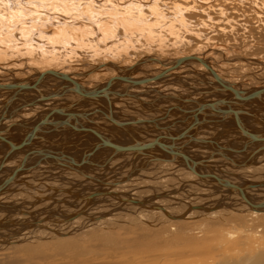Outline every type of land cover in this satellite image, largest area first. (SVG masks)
I'll return each mask as SVG.
<instances>
[{
	"label": "rangeland",
	"instance_id": "374dc122",
	"mask_svg": "<svg viewBox=\"0 0 264 264\" xmlns=\"http://www.w3.org/2000/svg\"><path fill=\"white\" fill-rule=\"evenodd\" d=\"M116 1L102 0L100 1V6L102 8L109 7V9H114L116 6L115 4H118ZM140 1L144 2L145 0H140ZM149 1H150L148 3L149 6L147 7L148 9L147 8L145 9V13L147 15H150L151 8L155 6L156 7L159 6V7H162L161 9L164 10L163 12L165 16H167V18L175 19L177 15V10L174 13V9H176L174 5L172 6V4H174V1L178 2V4H180L181 7L183 8V6L185 7L186 5H189L190 7V3H191L190 1L192 0H189V2L187 3H186L187 0H155V1L149 0ZM200 1L202 2V0ZM241 1H245V2H241ZM246 1L247 0H230L229 2V0H222V3L220 4L215 5V3H213L214 7L212 10H208L204 8V10L207 13H209L208 15L210 17L208 16V19H205L207 18V14H204L203 11L200 9H193V10L187 9L188 11L184 10L182 13L184 15V18L187 20L188 27H178V31L180 33L178 41L175 40V38L170 35V33L168 32L169 27L168 25H166L161 31V35H162L161 42L156 41V40H150L149 37L145 34L143 37L137 34V35L131 36L132 37L131 39L132 47L129 49H126L124 53L120 52L119 47H116L115 49V46H112L113 44L110 42L104 45L102 43H98L96 51L86 48L85 52H82V55H81L80 51L72 50L74 48L77 49V47L80 46V44L75 43L76 40H74V42H71L68 37L64 39L65 41L63 40L64 41L63 44L58 45L59 50H60L59 52H65V54H63V56L65 57H62L64 59V63L60 65L59 67L55 66L53 68L55 70H58V68L59 70L61 68H66L61 71H66V70L72 71L71 73H73L75 77L78 76L76 77L75 81L85 84L86 87L97 88L102 85H105L108 82L118 81L119 79H121V77L127 76V69L131 67L136 61H139L141 59L144 60L147 58H160L165 62H170L178 58H183V57L190 56L193 54L194 55L199 54L202 57L203 56H206L209 58L215 57L216 60L211 61V62L213 63V65H216L217 69L219 67L221 68V70L220 68L218 69L221 71L219 72L222 75L225 74L227 76L228 81H230L231 83L233 84L235 83V85L238 87L243 85L242 87L243 88L245 87L244 89L246 88L255 89L259 86L258 84L261 85L264 82V77H263L264 67L259 66L255 64L254 61H252V60H255L256 62L264 61V0H250V1L248 0L247 2ZM107 2H115V4L109 5V4H106ZM199 5L204 6V4H199ZM219 7H223V9L225 10H220ZM26 9L28 8L26 7ZM34 10L36 12L39 11L38 8H34ZM41 11L42 12L40 13H42V15L44 14L42 19H44V17L45 19L46 17L47 19L52 18L51 22H48V23H56V20L60 19L58 18L60 17L58 10H55L58 14L55 13L54 9L41 8ZM50 11H51V14H50ZM185 12L186 14H184ZM173 14L174 15L176 14V15L174 16ZM213 16H216V17H213ZM191 17H193L194 20H192L193 18ZM34 18L39 19L37 17H34ZM69 19L70 18L68 15L66 18L62 17L61 23H58L56 25H59V26L64 25V28H65L68 26L65 23H68ZM223 19H225V23ZM70 20L73 21L75 19L71 17ZM201 20H204V22ZM218 20L221 22H219ZM85 21L86 20H82L81 21L82 23L78 22L80 25L82 24L81 25L82 28H83V25L84 26L91 25L89 21H86V22ZM190 21L192 23H190ZM214 21L216 22L218 21V22L215 23ZM220 32L222 33V35ZM65 33H69V30L65 29ZM117 33H118V36L123 37L122 30H118ZM117 41L114 42V44L115 43L119 44L123 40H119L118 42ZM96 42H98V40H96ZM214 44H217V45H214ZM224 45L227 47H224ZM213 46L214 48H211ZM106 48H110L112 50L115 49V50H113V54H112V53H109L107 50H105ZM222 49L225 53L222 52ZM77 52H78V55H76ZM219 52H221L220 54L221 56H219ZM236 57H238L239 60L233 61L235 60L234 58ZM25 58L21 59V58L15 57L12 59L5 58V60L3 58H0V67H1L0 83L9 84V83H12L14 80L21 79L26 76L34 77L36 75V72L38 71H43V72L54 71L50 68V66H48V63L38 61L39 64L37 65V67H35L33 65L34 60L27 59V58L25 60ZM222 58H225V59L228 58L229 60L230 59H233V60L226 63L224 61L223 62L221 61V60H224ZM240 58H245L246 61H249V62L240 60ZM2 59L4 60V62ZM249 59L251 60V62ZM155 65L156 64H149V63L141 65L142 68L140 69V71L137 72V77L147 78V77H153V76H160L162 73L166 72V70L163 69V67L159 65L158 66L157 65L155 66ZM97 66L98 67L101 66L99 70L96 69L98 68ZM2 68L3 69L7 68V71L6 69L2 70ZM178 68L174 70V72L172 71L173 73L171 72L172 75H174L171 78L168 79V77H170L169 75L166 78H162L161 80L155 81L151 84L150 83L146 84L144 86H141L140 88L134 87L133 90L129 92V96H127V98L125 97L121 100L117 99L118 101L116 102V104L117 105L120 104L119 108L121 112L129 119L145 118L144 119L145 123L153 125V121L156 120V124L154 125H162L159 123L160 120L158 121L160 117L162 118V122L164 119L165 123L166 122L172 123L177 119L181 120L179 116L180 115L184 116L182 111L195 110L197 108L195 105L196 103L204 104L203 101L204 102L206 101L205 104H207L208 101H211L208 103H212L215 101L216 98H214V96L216 95L217 92H210V91L212 89L216 90V87L218 88L220 87L214 86L217 84L213 82V80L210 77L205 75L206 69L202 68L198 64H192V63L190 65H185L183 67H178ZM200 68L204 71H200L199 70ZM61 71H58V72L63 73ZM205 77L207 79H204ZM228 77H231V78H228ZM199 78L200 79L202 78L205 81V83L203 82L202 79L200 80ZM253 81L256 82V84H254ZM51 84L57 85L59 88H61V84H64V83L61 80H57V81H53V83ZM126 86H127V83L123 82L121 83V85H118V84L111 85V86L106 87V89L109 91L120 92ZM242 87L240 88L242 89ZM225 95L227 94L224 93L223 96ZM0 98H1L0 99V109H1L4 105V102L9 97L4 94V96ZM209 98L211 100L207 101V99ZM62 99L63 100L56 99V101H53L52 104H54V107L58 108L59 106H64L66 102H71L72 100L77 99V97L75 95L68 94L62 97ZM172 103H177V104H172ZM52 104H49V105L52 106ZM172 107H174V109ZM182 108H184V110ZM169 111L172 112V114ZM259 112L264 116V110L259 109ZM193 113L195 112L193 111ZM33 114L34 112L29 115H33ZM177 114L179 116H177ZM23 117L26 118V116H23ZM34 118H36V116ZM17 119L18 118L11 120L10 122L13 123ZM218 120H216V122L215 121L213 122L221 124L222 121L220 122V119ZM245 120L251 121L247 123L248 125L252 126V128L256 126L252 122L253 120H251V118H248ZM184 121L186 123L189 122V125L182 126L183 127L182 129L189 127L190 124L193 125V122H194L193 119L191 120L188 118L184 119ZM11 125H14V124H10V126ZM213 127L210 128V126L209 127L205 126V128L200 129L199 132L195 136L197 138L207 139L211 136V134L216 135L214 134V131L216 130L213 129ZM157 138H159V135L154 134L151 139H157ZM148 142H152V141L149 140ZM256 147L262 148L264 147V145L260 144ZM35 149L36 148H34V150ZM81 155L84 156L83 154H80V156ZM120 156L121 155L115 156V157L111 156L109 159L108 158L105 159L107 162L101 161V160L97 161L96 164L97 163L100 164L101 162H104L105 165L101 164L102 166L100 167L96 166L97 168L96 173L104 174L107 172L108 174H110L112 171L116 170V168L120 167L122 164ZM126 157H130V156L128 155ZM238 157H240V155H238ZM3 158L4 156L0 155V162L3 160ZM227 160L228 159L226 158L223 161H220V164H222L223 166L222 169H225L226 171L230 173H234L235 175L240 174L239 177H233V180H235L236 182L243 183L245 181L247 183H251V182L264 181V171H263L264 170V158L263 156L261 157L258 163V165L260 166L251 167L252 171H247V169L249 168H245L242 166L231 167L229 163L230 161L228 162ZM14 164L15 162L11 163L12 166ZM175 167L177 168L179 166H174V164L166 163V162L154 163L146 168L147 169L146 173L140 174L139 176L140 178L139 177L137 178L136 183L132 185L128 184L127 186L122 187L121 193L127 194L126 197H129L128 195L131 193L130 197H132L133 199L143 198V200L145 199L144 200L145 202H148L147 199L150 198L148 197V193L151 197H154V195L164 193V192L173 193L171 195V199L162 198V199H157L155 201L160 206L162 205L163 207H167V209H169L170 211L173 209L175 215H183L186 211H188L189 206L197 205V204L203 205V206L208 205L214 209L218 208L217 203L219 202V200L222 199L221 195H214L215 198H209V196H212V195H210L208 189L205 188V186L207 187L208 184H206L204 180L200 179L196 175H192L191 173L187 171L178 170ZM37 173L40 175H38ZM37 173L35 174V176L32 173V176H30V178H27V177L24 178L25 176H21L19 179H20V182H22L21 184L23 185L20 188L21 190H19V187L18 188L15 187L14 194L24 199L23 197L25 195V192L26 194L29 195L28 193L29 190L27 189H30V188H27L28 186L32 187V189L37 186H39L38 188L42 187L43 184L38 183V182L34 183L32 180L33 179L39 180L41 176L43 177V175L45 174V171H39ZM190 182H194V184H190ZM42 183H45V182H42ZM48 183L49 182H47V184ZM19 184H14V185L18 186ZM61 186L64 187L62 184ZM132 187H135V188H132ZM90 188H92L93 190H96V186L93 183L91 184ZM143 190H145V192H143ZM260 190L255 189V190L249 191L248 193L252 194V196L254 195L253 197L255 198L264 199V196H263L264 190H261V191ZM70 191L74 193L75 190L70 189V187H68L66 192H70ZM42 192L46 193L48 196H51V197H54V194L56 196V193H58V195H65L62 192L55 193V191L51 193H49L48 191H42ZM140 192H143V193H140ZM37 193H39V191H37ZM3 194H6V192L4 191ZM77 195L79 194H76L75 196ZM1 196L3 195L1 194L0 197ZM73 196L74 194L70 197L71 199L70 198H64V199L69 200L71 202L73 201V203H71L72 205L76 204L80 206L84 204L85 200L83 202H79L76 200L75 202L74 200L76 197L75 196L73 197ZM123 197L125 198V195H123ZM234 198H237V197H234ZM24 202L33 203L35 202V200L33 201L26 200V201H23V203ZM110 203H113V204H110ZM49 204L52 205L53 202L52 201L48 202L43 197V201L41 202V205H40L42 209L41 210L42 214L41 215L36 214L35 216L42 217L43 215L45 216L51 215L52 213H54L56 210L59 209V206L56 204L52 205L51 209L50 208L44 209L47 206H49ZM150 204L155 205V203L153 202H150ZM109 205L110 206H107L106 211L103 210V208L96 209L95 207L96 205H94L92 210L89 211L88 215H91L92 217L97 218L98 221L91 222L92 225H88V226L85 225L84 220L86 218H83V220H79L78 222L72 223L66 226V228H63L65 226H62L61 224H59V222L61 220L67 221V222L69 221L66 218L59 217V218H56V220L59 221L57 224H54L56 220L55 221L53 220L54 221L53 223L52 221L43 223L44 227H48L49 229L52 230L51 234L50 235L47 234L46 237L42 236L41 238V236L30 235L31 239L29 237L25 239V237L16 235L15 239L19 238L18 243L16 245H12V246L10 245L6 249H2L3 245L0 246V249H1L0 250V254H1L0 264H6L7 262L11 260H12V263L10 264H63V263L114 264L115 262L119 264L120 263L121 264L122 263L135 264L136 262H138L139 257L142 255V253L145 250H148L154 253L156 256L165 257L167 255L169 256L170 252H175L178 249L193 248L191 243L196 242V241H202L204 245L208 246V249H256L257 247H258L257 249H259L260 247H264V240H263L264 239V220L262 219L261 221H257L255 219L253 220L251 219L252 221H250L249 219L250 217H246V216L243 217L244 218L243 219L242 216L246 215L248 212L247 211H245V213L238 212L234 210L236 207L231 211H233L234 214L236 215L240 213L238 215H242V216L232 217L233 215H231L230 217V215L227 214L224 217H227V216L228 217L224 218L223 223H218V222L215 223L217 218L215 217L208 218L206 215H203L207 213L201 212L203 214L193 213V216H191L189 220L188 219L186 221H183L184 219H182V221L178 220L180 221V223L178 224H167L164 217H161L160 215H156V214L153 215V213L160 212V211L157 212V210H147V211L140 210L139 211L137 208L134 207V206L138 207V204L136 205L135 203L133 204L130 202L126 203V202H122V201H119L113 198L112 200L109 201ZM25 207L27 208V210L30 209V206L28 205ZM61 208L63 209L61 211H65L66 213L67 212L71 213L73 211V209L69 208L65 204L61 205ZM120 208L122 209V211H119ZM138 208L141 209V207H138ZM127 210H130L134 213H128ZM107 211H111V213ZM72 213H74V211ZM190 213H191V210L187 213V216H189ZM137 214H143L145 216V222L138 219ZM14 217L16 221L19 220L18 217L22 219H26V220L31 219V218L29 219V217L25 215H19L17 217L14 215ZM225 219H230V220L228 221ZM211 221L213 222L210 223ZM99 222L102 223V225L98 224ZM64 225H67V224H64ZM10 226H13V225H10ZM10 228L11 229H9L7 232L5 231H1V232L7 233V234L9 231H10L9 233L11 234L13 232L14 233L18 232L17 228H15L14 230V226ZM20 230H23V228H21ZM42 230L40 231L44 232L45 234L47 232L50 233L49 231L45 232L44 231L45 229H42ZM53 232H58L59 234H55ZM212 232H215V233H213L212 235L211 234ZM25 233L27 234L28 232L25 231ZM104 233L106 235L103 236L102 234ZM230 233H231V237L229 236ZM232 233L235 234L236 236L235 238L232 237ZM64 237H67L66 240H69L70 245L67 247L66 246L58 247L56 244L58 242V239L64 238ZM36 238L37 239L40 238V240L39 239L36 240ZM0 241H3V240L0 238ZM244 243L246 244L249 243L252 246L247 248L245 247L246 244ZM27 249H36V250L38 249L44 254L28 255ZM55 249H72V250H68L62 257L61 255L55 254V251H54ZM80 249H85L88 252V254L75 256V253L78 254L80 252ZM28 253L30 252L28 251ZM238 253L245 254V252H242V251L235 252V250L233 251L227 250V255L229 256L230 255L233 256L236 254L238 255Z\"/></svg>",
	"mask_w": 264,
	"mask_h": 264
},
{
	"label": "bare ground",
	"instance_id": "6f19581e",
	"mask_svg": "<svg viewBox=\"0 0 264 264\" xmlns=\"http://www.w3.org/2000/svg\"><path fill=\"white\" fill-rule=\"evenodd\" d=\"M100 1H102V0H0V58H3L5 60V58L12 59V58L18 57V58L22 59V58L26 57L27 59L34 60L33 65L35 67H37V65L39 64L38 61H42V62L48 63V66H50V68L52 70H54V71H46V72L38 71V72H36V75L34 77H27L26 76V77H23L21 79L14 80L12 83H17L18 87L20 88L19 90H16V89L8 90V89L0 88V97L4 96V94H11V96L9 98H11L13 96H16V98H18V100L14 101L11 106L6 105V103L4 102L3 107L0 109V134H2L4 136H9V137L12 136L13 140L20 141L24 137L26 138L27 135H31V133L33 132L35 127L40 124L41 127H39L37 132L34 133L35 139L33 142H36V145H37V146L33 147V148H36L34 151L45 150L48 153H50L52 151L55 154L62 153L64 155H73V157H78V156H80V154H83V155L90 154L91 157H89V159H94L92 161H95V162L100 161V160L106 161L105 159H107V158L109 159L111 157L112 149L100 148L101 146H103V144L101 143L102 141L116 143L119 146H126V144L130 143L128 141V139L124 136V134L119 132L115 128V126L112 124V122H110L108 120V117H110V105L108 104V102L106 100H103V99H102L103 101L99 100L98 103L103 105V106H100V105L95 104L92 101L86 100L81 95H75L77 97V99H75L74 101L68 102L62 109L58 110V113H51V110H47L49 108V104L46 103L48 101V99L57 98V100H60V98H62L63 96L68 95L67 93L63 92L64 90L62 88H60V92H59V90H57V88H55V86H57V85L51 84V83H53V81H57L60 79H58L56 77L52 78L50 76L46 79L39 78V75H41L42 73H48V72L60 73L58 71L66 69V68H61L59 70V68H58V70H55L53 68L55 66L59 67L60 65H62L64 63V59L62 57H65V56H63V54H65V52H59L60 50H59L58 45L63 44V42L65 41L64 39L69 37L71 42H74V40H76L75 43L80 44V46H78L77 49L74 48L72 50H78V51H80V54L82 55V52H85L86 48H89L90 50L92 49L93 51L94 50L96 51L98 43H102L104 45V44L111 42L113 44L112 46H115V49H116V47H119L120 52L124 53L126 51V49H129L132 47L131 46L132 45V42H131L132 37L131 36H134L137 34L141 35L142 37L145 34L149 37L150 40H156V41L161 42V39H162L161 31L163 30L164 26H166V25H168V27H169V30L168 29L167 30L170 33V35L173 36L175 38V40L178 41L179 34H180L178 31V27H188L187 20L184 18V15L182 13L184 10L200 9L203 11L204 14H207V18H205V19H208L209 13H207L204 10V8L208 9V10H212L214 7L213 3H215V5L222 3V0H202V2L200 0H192V1H190L191 2L190 7H189V5H186L185 7L183 6V8H182L181 5L178 4V2L174 1V4H172V6L174 5V7L176 8V9H174V13L177 10V15L175 14L176 15L175 19H171V18H167V16H165V14L163 12L164 10L161 9L162 7H159V6H157V7L155 6V7L151 8L150 9V11H151L150 15H147L145 13V9L149 6L148 5V3L150 2L149 0H145L144 2H141L140 0H118V1L114 0L118 4H115V2H107L106 3L109 5L115 4L116 6L114 9H109V7L108 8H102L100 6ZM187 2H189V0H187L186 3ZM229 2H230V0H229ZM241 2H245V1H241ZM199 4H204V6L199 5ZM24 6H26L28 9H26V7H24ZM34 8H38L39 11L36 12L34 10ZM41 8H43V9H46V8L54 9V11L58 10L59 14H60V17H58V18H60V19L56 20V23H48V22H51L52 18L50 17L51 19H47V17H46V19H45V17H44V19H42L44 14L42 15V13H40V12H42ZM219 9L225 10V9H223V7H219ZM28 12H29V14H28ZM55 13H57V12L55 11ZM39 14H41V15H39ZM50 14H51V11H50ZM184 14H186V12ZM67 15L69 16L70 19H71V17H73L75 20L71 21L69 19V22L65 23L68 25L65 28H64V25H60V26L56 25L58 23H61L62 17L66 18ZM55 16H56V14H55ZM216 16H213V17H216ZM34 17H37L39 19H36ZM191 18H193V17H191ZM40 19H42V20H40ZM43 20H45V21H43ZM82 20L89 21L91 23V25H89V26L83 25V28H82L81 27L82 24L80 25L78 23V22H81ZM192 20H194V18ZM223 20L225 23V19H223ZM201 21L204 22V20H201ZM214 22L217 23L216 21H214ZM219 22H221V21H219ZM190 23H192V22L190 21ZM86 25H88V24H86ZM204 25H202V26H204ZM194 26H196V25H194ZM65 29L69 30V33H65ZM118 30H122L123 37L118 36V33H117ZM222 33H223V31H222ZM222 33H221V35H222ZM94 38H96V39H94ZM96 40H98V42H96ZM117 40L118 41L123 40V41H121L119 44L118 43L114 44V42H116ZM133 40H135V39H133ZM211 45H213V44H211ZM214 45H217V44H214ZM224 47H227V46L224 45ZM211 48H214V46ZM217 48H219V47H217ZM115 49H113V50H115ZM105 50H107L109 53L113 54L112 49L106 48ZM226 50H227V48H226ZM213 51H215V50H213ZM222 52H224L223 49H222ZM227 53H229V52H227ZM227 53H226V55H227ZM220 54H221V52H219V56H221ZM76 55H78V52L76 53ZM190 56H196L198 59L206 61L211 70L209 71L203 65H201L197 62H193V61H184L179 67H183L185 65H190L191 63L192 64H198L202 68L206 69L205 75L210 77L213 80V82H215L217 84L214 86L220 87V88L216 87V90L212 89L210 91V92H217L216 95L214 96V98H216V99L212 103H208V102H211V101H208V100H211L210 98L207 99V101H208L207 104H214V103H217L221 100L229 99L231 97V95L223 90L224 87L221 85L219 80L226 82V83H231V82L228 81L227 76L225 74L224 75L226 77L220 73L221 68L219 67L220 70H218L219 68L217 69L216 65H213V63L211 62V61L216 60L215 57L214 58L213 57L209 58L206 56L202 57L199 54H195V55L193 54ZM186 57H188V56H186ZM26 58H25V60H26ZM183 58H185V57H183ZM183 58H178L176 60H180ZM222 59H224V60H221V59L220 60L222 62L224 61L226 63L233 60V59L229 60L228 58H226V59L222 58ZM234 59L235 60H233V61L239 60L238 57H236ZM4 60H3V62H4ZM240 60H244L245 62H249V61H246L245 58H240ZM252 61H254L255 64H257V65L264 67V61L263 62H261V61L256 62L255 60H252ZM174 62H175V60L170 61V62H165L160 58H147L144 60L141 59L139 61H136L133 65L131 64L132 66L130 65L131 67H129L127 69V76H125V77H129V79H132L135 81H140V80H144V79L149 78V77H147V78L137 77V72L140 71V69L142 68L141 65L149 63V64H156L157 66L159 65V66L163 67V69L166 70V72L162 73L164 76L163 78H166L169 75H170V77H168V78H171L172 76H174V75H172V73L174 72V70H176L175 68H173ZM250 62H251V60H250ZM249 64H251V63H249ZM218 65H220V64H218ZM100 67H98L96 69L99 70ZM0 69H1V67H0ZM5 69L7 71V68H5ZM5 69L2 68V70H5ZM178 69H180V68H178ZM199 70L204 71L201 68ZM61 72H63L61 74L69 75L73 80H75L76 77H78V76L75 77L74 74L71 73L72 71H69V70L61 71ZM123 77H121V79ZM263 77H264V75H263ZM228 78H231V77H228ZM161 79L162 78H159L157 80H161ZM204 79H207V78L205 77ZM153 82H155V80L151 81L150 84ZM203 82L205 83L204 80H203ZM12 83H9V84H12ZM121 83H123V82L111 81V82H108L105 85H102V86L97 87V88L86 87L85 84H82V83H80V85L88 91H93V92L99 91L100 92V91H103L104 89H106V87H108V86L115 85V84L121 85ZM254 84H256V82H254ZM0 85H8V84L0 83ZM66 85H69V84L66 83ZM258 85L259 86L255 89H249V88L244 89L245 87L243 88L242 87L243 85H242V86H240V87H242V89H241L240 87L236 86L234 83L233 88L235 91H239L240 93L246 92V91H249L250 93L257 92V91H264V82L261 85L260 84H258ZM31 86H32L33 90H30V91H28L29 89H27L26 91L22 90L23 88L25 89L27 87L31 88ZM141 86H144V85L132 86L131 84L127 83V86L120 92H114V91L107 90V94L110 96V100L113 102V108L112 109H114V110L111 112V116H115L118 121L126 122L127 129L125 128V130H126L127 134L131 133L135 139H138L141 141L144 140V141L148 142L149 140L155 141L158 139V138L157 139H151L154 134L159 135V138H167L170 135L174 136V135H177V134L181 133L182 131L188 129V127H186L184 129L178 130L179 128L176 127L178 129L172 128V129H169V132H164V131L158 130V129H161V127L159 125H154V124L152 125V124L145 123L144 122L145 118L129 119L128 117H126L121 112L119 107H117V104H116V102L118 101L117 99L121 100L125 97L127 98V96H129V92H131L134 87L140 88ZM249 86H251V85H249ZM112 93L118 94V95L114 96V95H112ZM224 93L227 95L223 96ZM120 94H123L124 96L122 97V95H120ZM33 97H36V99H33L31 101V99ZM257 97L258 98L256 99V102L253 103V105H251V108L250 107H239V108L231 107V108H233L234 111H239V110L240 111H249L250 114L253 116L249 117L246 115H241L239 117L240 123L243 124L245 128L249 129L251 131V133L261 134V133H264V131H258L255 128H252V126L248 125V123H247V122H251V121L245 120V119L251 118V120H253L252 122L256 125V127L262 128L264 130V116L259 112V109L264 110V96L261 95V96H257ZM9 98L7 100H9ZM81 99H83V100H81ZM205 100H206V98H205ZM78 101H79V104H78ZM205 102L203 101L204 104H205ZM71 104H72L71 110H69V105H71ZM32 105H35V107L34 108H28L26 112H23V110L25 111V107L26 108H27V106L31 107ZM37 105H39V106H37ZM118 105H120V104H118ZM50 107H54V104ZM90 107L91 108L95 107V109H91L90 111L84 110V108H90ZM182 109L184 110V108H182ZM70 111H73L77 115L82 114V115L86 116V119H85L86 123L88 121H91L92 125L96 126V127L92 126V128L97 133L102 135L103 139L92 140L93 137H91L90 143H89L90 145H88L87 143H83L81 148L79 150H77V148H74V146H76L79 143V141H81V139L83 138V135L80 134L79 132L75 133V139H69V136H67L68 132L64 131L65 128L55 129L53 131L48 132V130L51 129V127L48 123L52 119H54L55 122H57V121L59 122V119L63 117L61 115L64 114L65 112L69 113ZM15 112H17V116L13 117V114ZM21 112H22V114H21ZM33 112H34L33 115H29V114H32ZM26 113H27V115H23ZM170 113L172 114V112H170ZM19 114H21V116H26V119L31 120L29 126H20V125H11L10 126V124H14L17 120L13 123H11L10 121L16 119L19 116ZM58 114H60V115H58ZM188 114L186 116H182V115L179 116L177 114V116H179V118L185 117L187 119V117H189ZM35 116H36V118H34ZM37 116H39V117H37ZM30 117H31V119H30ZM46 117H49V118L45 119ZM76 121H77V123L83 122L81 119L79 120L78 118H76ZM177 121H179V120L177 119L174 122H177ZM196 121H197V119L195 118L193 123H195ZM221 121H222L221 124L215 123L216 121L215 122L208 121L207 126L208 127L210 126V128L214 126L213 129L216 130V131H214V133H216V135H214L215 137L210 136L206 140L199 138L200 141H202V142L205 141L206 144H203L202 142L199 144H195L193 147H190L189 151L193 152L195 154H200V156H199L200 158L216 156V158L213 159L212 164H214L216 167L221 166V168L223 166H222V164H220V161H223L227 157H229V158L231 157V158L235 159L236 161H238V160L242 161V159L245 160L249 156L254 157V153H252V152H254V147L249 149L247 152L245 151L242 154H239L240 157H238V154L228 153V152H230L229 149H233V150L242 149L246 145V137L242 134V132L240 130L243 127L237 126L234 121H232L230 119H228V120L227 119H224V120L220 119V122ZM174 122H172V123H174ZM169 124H171V122L165 123V121L163 119V124H162L163 126L169 125ZM6 129H9L10 131L3 133V131ZM213 129H211V130H213ZM115 132L118 133L119 137L116 136ZM87 135H88V133H87ZM55 138H58V139L54 140ZM48 142H52L54 144H57V147H53ZM174 144H179V142H176ZM260 144H262V143H259V145ZM219 145H224L227 148H229V147H231V148L224 150L221 147L219 148ZM262 149L264 150V147H262ZM205 152H212V153L203 156L201 153H205ZM255 153H256L255 154L256 160H255V162H253V164L257 167V166H260V165H258V163H259V160L261 159L262 156L264 158V154H258L257 152H255ZM0 155H2V156L6 155L3 152V149L1 148V146H0ZM128 155L130 157H126ZM80 157H82V155ZM120 157H121L120 159L126 158L125 161H127V162H123L120 167L116 168V170L112 171L110 174H108L107 172L104 174L102 173L101 175L97 174V173H90L91 172V166H86V165L84 166V171L88 175H90L94 178H98L101 181H103L104 183H113L116 180L127 177L128 174L131 172V170L140 166L138 163L136 165L132 164V162H131L132 161L131 160L132 155H130V154H127V155L121 154ZM10 159L11 158H9L5 162V165H4L5 168H3L2 171L0 172V187L2 188L3 192L4 191L6 192V194H3V192L0 193L3 195L0 197V201L7 205V208L0 209V211L6 212V214H0V238L3 240V241H0V246L3 245L2 249H6L8 246L16 245L18 243L19 238L15 239L16 238L15 236L18 235V232H19V235L21 237H25V239L27 237L30 238V235L41 236V238H42V236L46 237L47 234L50 235L52 230L49 229L48 227H44V225H43V223H46L47 220H50L53 223L56 220V218H59V217L67 218V220L69 222L62 221V220L60 222L58 220H56L57 222L56 221L54 222V224H57L59 222V224H61L62 226H65L63 228H66V226H68L72 223L78 222L79 220H83V218H86L87 220L86 219L84 220V224L87 226L92 225L91 222L98 221L97 218L92 217L91 215H88L89 211L92 210L94 205H96L95 206L96 209L103 208V210L106 211L107 206H110L109 201L112 200V198L119 200V201L124 200L126 203L127 202L129 203L130 200H128V199H133V198L130 196L126 197L125 194L121 193V188L127 186L128 184L132 185V184L136 183V180L140 176V174H142L143 172L146 173V171H147V169H144L138 175L131 177V179L129 181H127L124 184V186H122L121 188H119L117 190V192H119L118 193L119 195H116L115 197H112V198H110L108 196L95 197L92 199V201H88L89 200L88 199V200L84 201L83 205L78 206L75 203H74L75 205H72L71 203H73V201L71 202V201L66 200L64 198H70L73 194H74V196L76 194H79V195L75 196L76 198L74 201L76 202V200L79 201V199L81 197H85V196H88L92 193H96L101 189L105 190V191H107V190L111 191L112 189H109L107 187L105 189H103L99 185L97 186L94 184L96 186V190H93L92 188H90L92 183H90L88 181H87L88 182L87 183L86 180L83 177L79 176L77 173L70 171V172L76 174L77 176L61 173L62 171H69L68 169H66L64 167L63 168L57 167V170H53L50 168L46 169L47 168L46 165H44V163L39 161L40 158L36 159L31 164H29L27 162H24L23 153H18L15 157H13L11 160ZM216 159H219V162L214 161ZM137 161H138V159H137ZM227 161H229V160H227ZM12 162H15V164L13 166L11 165ZM38 162H40V163H38ZM97 164L98 165H96V166H99V167L102 166L101 165L102 162L100 164L99 163H97ZM0 165H1V162H0ZM40 165L42 167H39ZM21 166L28 167V168L25 170H21V173L19 176H14L13 178H11L13 171L16 168H19ZM50 166H53V165H50ZM96 166H94V167H96ZM176 169L185 171L184 169L179 168V167H177ZM39 171H45V174L43 175V177L41 176V178H39V180L33 179L32 181L34 183H37V182L41 183V184H43V186L40 188H38L39 186H37V187H34L33 189H32V187L28 186L27 188H30V189H27V190H29V192H28L29 195L26 194V192H25L26 190L23 188L25 190L24 191L25 195L23 197L24 199H22L18 195L16 196L14 194L15 187L16 188L19 187V190H21L20 188L23 185V184H21L22 182H20L19 178L21 176H25L24 178H26V177L30 178V176H32V173L35 176V174ZM247 171H252V168L250 167L249 169H247ZM38 175H40V174H38ZM237 176L239 177L240 174L239 175L237 174ZM222 177L226 181H229L233 184H236V185L242 184L240 182H236L230 176H222ZM43 180H45V181H43ZM30 181H31V179H30ZM204 181L208 185L212 184V182L208 179L204 180ZM42 182H45V183H42ZM47 182H49L50 185H49V183L47 184ZM14 184H19V185L15 186ZM61 184L64 187H62ZM107 185H109V184H107ZM33 186H34V184H33ZM68 187H70V189L75 190L74 193L71 191L66 192ZM53 188H55V189H53ZM132 188H135V187H132ZM205 188H207L210 195H212V196H209V198H215L214 194H211V193H213V190H215V186L212 189V192L208 186L207 187L205 186ZM44 189H46V190H44ZM62 190H64L65 192ZM37 191H39V193H37ZM42 191H48L49 193L54 192V191H55V193L56 192H62L65 195H58V193H56V196L54 194V197H51V196H48L46 193H43ZM127 192H128V190H127ZM143 192H145V190H143ZM143 192H140V193H143ZM262 193H263V191H262ZM34 194H36V195H34ZM136 194H138V193H136ZM123 195H125V198L123 197ZM156 195H159V194H156ZM247 195H248L250 202H255V203L256 202L257 203H263L264 202V199L255 198V197H253L254 195L252 196V194H250V193H247ZM119 196H120V198H119ZM221 196H222V199L219 200V202L217 203L218 208H216V209H214L208 205L207 206L206 205L203 206V205H199V204L192 205V207H194V208L197 207V208L193 209V211L191 209V213L189 214V216L186 215V217L183 221H186L187 219L189 220V218L191 216H193V213L198 214V213L203 212V213H207V214H203V213H201V214L206 215L208 218H213V217L217 218L215 223H217V222L223 223L224 218L228 217V216L224 217L227 214H229L230 217H231V215H233L232 217L242 216V215H238L240 213H238L236 215V214H234L233 211H231L235 207L236 208L234 210H236L238 212H244V213H245V211L248 212L246 215L242 216V218L246 216V217H250L249 218L250 221H252L253 219H255L257 221H261L262 219L264 220V209L260 208L258 210L252 211V210H249L248 206H244L243 204H240L231 198L226 199V198H224L223 195H221ZM43 197L48 202L52 201L53 202L52 205H55V204L58 205L59 209L56 210L51 215H47V216L43 215L42 217L35 216L36 214H40V215L42 214V212H41L42 209H41L40 205H41V202L43 201ZM145 197H147V196H145ZM148 197H150L149 199H147L148 202H145L144 201L145 199L143 200V198L142 199H134V200H138V202H139L138 207H141V209L136 207V206H134V207L137 208L139 211L140 210H143V211L154 210L152 208L154 206V204L151 205L150 202H153V203H155V205H157V202L154 199L155 196L151 197L150 195H148ZM26 200H28V201L35 200V202H33V203L24 202L23 203V201H26ZM11 202H13V203H11ZM130 203L134 204L135 202H130ZM63 204H65L69 208L73 209L74 213H72L73 211L71 213H69V212L66 213L65 211H61V210H63L61 208V205H63ZM110 204H113V203H110ZM27 205L30 206V209H28V210L25 207ZM52 205L49 204V206H47L44 209H48V208L51 209ZM134 207H132V208H134ZM123 208H125V207H123ZM161 210L162 211L157 210V212L158 211H160V212L153 213V215L156 214V215H160L161 217H164L167 224H178V223H180V221H178V220H181V219H179V217L181 215H175L173 209L170 211L169 209H167V207H164ZM81 211L84 213L83 215H81V216H80V214L74 215L76 213H80ZM119 211H122V209L120 208ZM107 212L111 213V211H107ZM127 212L128 213H134L130 210H127ZM14 215L16 217L19 215H25V216L29 217V219L30 218L31 219L30 220L22 219V218H20L22 216H20V217H18L19 220L16 221V219H14L15 218ZM137 216H138V219L145 222V216L143 214H137ZM133 219H135V218H133ZM225 220L229 221L230 219H225ZM212 222L213 221H211L210 223H212ZM9 224L10 225L12 224L14 226V230H15V228H17L18 232H15V233L13 232L12 234L9 233L10 231L8 232V234L1 232V231L7 232L9 229H11L10 227H13V226H10ZM26 224H32V225H26ZM64 224H67V225H64ZM98 224L102 225V223H100V222ZM171 226H173V225H171ZM21 228H24V229L20 230ZM42 229H45L44 230L45 232L49 231L50 233L47 232L45 234L44 232H42L43 231ZM40 230H42V231H40ZM246 230H247V228H246ZM21 231H24V232L22 233ZM25 231H27L28 233L26 234ZM11 232H12V230H11ZM53 233L59 234L58 232H53ZM213 233H215V232H212L211 234L213 235ZM60 235H62V234H60ZM102 235L104 236L106 234L104 233ZM229 236L231 237V233L229 234ZM232 237L235 238L236 237L235 234L232 233ZM32 239H34V238H32ZM38 239L40 240V238H38ZM38 239L36 238V240H38ZM66 239H67V237L58 239V242L56 243L57 246L58 247L69 246L70 242H69V240H66ZM191 244H192L193 248H191V249H178L175 252H170V255L169 256L167 255L165 257L156 256L154 253H152L148 250H145L142 253V255L139 257L138 262H136L135 264H264V247H260L259 249H257L258 247L255 245L257 247L256 249H208V246L204 245V243L202 241H196V242H193ZM244 244H246V243H244ZM251 246L252 245L249 243H247L245 245V247H247V248L251 247ZM21 247H22V245H21ZM252 248H254V247H252ZM68 250H72V249H55L54 251H55V254L61 255L63 257V255ZM227 250H229V251L235 250V252L236 251H242V252H245V254L238 253V255L236 254L233 256H231V255L229 256V255H227ZM28 251L30 253H28ZM27 254L28 255H30V254H36L37 255V254H44V253L38 249L37 250L36 249H27ZM86 254H88V252L85 249H80V252L78 254L75 253V256L86 255ZM10 263H12V260L7 262L6 264H10ZM63 264H69V263H63ZM114 264H119V263L115 262ZM122 264H127V263H122Z\"/></svg>",
	"mask_w": 264,
	"mask_h": 264
},
{
	"label": "water",
	"instance_id": "95a60500",
	"mask_svg": "<svg viewBox=\"0 0 264 264\" xmlns=\"http://www.w3.org/2000/svg\"><path fill=\"white\" fill-rule=\"evenodd\" d=\"M184 61H193L197 62L201 65H203L207 70H211L207 64L206 61L198 59L196 56H188L180 60H175L173 68L177 69ZM56 77L60 79L65 85L68 83L69 85H61V88L64 90L63 92L71 95H81L83 98H85L88 101H92L97 105L103 106L102 104L98 103L99 100H106L108 104L110 105V117H108V120L112 122V124L115 126V128L124 134V136L128 139L130 143L126 144V146H119L116 143L112 142H106L102 141L101 143L103 146L100 148H110L112 149V157L119 156L121 154H130L132 155V164L136 165L137 163L140 165L137 168H132L131 172L128 174L127 177L121 178L119 180L114 181L113 183H104L98 178H94L90 175H88L84 171V166H91L94 167L96 166L95 161L89 160V157H91L90 154H86L82 157H73V155H64L62 153L55 154L52 151L48 153L45 150H40V151H34L33 147L37 146L36 142L34 141V133L37 132L38 128L41 127L40 124L35 127L31 135H27L26 138L24 137L20 141H16L12 139V136H4L0 134V146L3 149V152L6 154L1 161L0 165V172L2 171L3 168H5V162L9 158L15 157L18 153H23V159L24 162H27L31 164L33 161L36 159L40 158L39 161L44 163V165H53L58 168H66L69 171L77 173L79 176L83 177L86 181L93 183L95 185H99L103 189L106 187L109 189H112L111 191L107 190H99L96 193H92L88 196L81 197L79 199V202H83L84 200L92 201L93 198L95 197H104L108 196L110 198L115 197L116 195H119L117 190L121 188L127 181L131 179V177L138 175L142 170L146 169L148 166L154 164V163H172L175 166H179V168L184 169L185 171L191 173L192 175H196L202 180H210L212 184L208 185L210 187V190L212 192V189L215 186V190H213L214 195H223L224 198H231L235 200L236 202L243 204L244 206H248L249 210L255 211L260 208L264 209V202L263 203H255V202H250L247 193L251 190L255 189H262L264 190V181L262 182H243L240 185L233 184L229 181H226L223 179L222 176H230V177H238L234 173H230L226 171L225 169H222L221 166L216 167L214 164H212L213 159L216 158V156H210L206 158H200V154H195L193 152H190L189 149L190 147H193L195 144H199L202 141H200L199 138L194 135L199 132L200 129H203L205 126H207L208 121H216L218 119H230L236 123L237 126L243 127L241 128L242 134L246 137V145L240 149V150H233L229 149L224 145H219V148H223L224 150L229 149L231 154H242L243 152H247L249 149L254 147V157L249 156L245 160L242 159V161H236L233 158L227 157L228 161L231 164V167H245V168H250L254 167L255 165L253 162H255V152L258 154H264V150L262 148H257L256 146L259 145V143L264 144V133H251V131L247 128L244 127L243 124L240 123L239 117L241 115H246V116H253L250 114L249 111H234L233 108H239V107H250L253 105V103L256 102V99L258 98L257 96H264V91H257L250 93L249 91L242 92L240 93L239 91H235L233 88L232 83H226L221 80L219 82L221 85L224 87V91L229 93L231 97L229 99H224L221 100L217 103L214 104H199L196 103L197 109L193 111H182L183 115L186 116L188 113L187 117L188 119H197L193 125L190 124L188 129L182 131L181 133L177 135H170L167 138H158L155 141L152 142H147V141H141L138 139H135L132 134L126 132L125 128L126 127V122H121L118 121L115 116H111V112L114 110L113 108V102L110 100V96L107 94V89H104L103 91H98V92H93V91H88L85 88H83L79 82L73 80L69 75L61 74V73H56V72H48V73H42L39 75V78L46 79L48 77ZM163 74L160 76H153L149 77L144 80L140 81H135L132 79H129V77H123L122 79H119L118 81L121 82H126L128 84H131L132 86H138V85H146L150 83L151 81H158L157 79L163 78ZM215 77V76H214ZM38 83V82H37ZM0 88L3 89H8V90H19L20 88L18 87L17 83H12L8 85H0ZM57 90L60 92V88L58 86H55ZM33 90L32 86L31 88H23L22 90ZM114 96H117L118 94H113ZM122 97L124 96L123 94ZM18 100L16 96H13L9 98V100H6L5 103L6 105L11 106L14 101ZM83 100V99H81ZM79 104V101H78ZM75 105V104H74ZM71 105H69V110H71ZM233 107V108H231ZM174 109V107H172ZM172 110V109H171ZM175 111V110H174ZM51 113H58L57 110L51 111ZM61 113V112H60ZM60 115V114H58ZM202 115V116H201ZM239 115V116H238ZM17 116V112L13 114V117ZM61 116H64V118H60L59 122H55L54 119H52L48 124L52 129H61L65 128L64 131L68 132L67 136H69V139H75V133L79 132L80 134L83 135V138L79 143L74 146V148H77L79 150L83 143H87L90 145V138L93 137L92 140H97V139H103L102 135L97 133L93 128L96 127L95 125H92L91 121H88L86 123V116L82 114H75L73 111H70L69 113H64ZM255 116V115H254ZM82 120L83 122L80 123L76 121V118ZM184 119L185 117L181 118V120L171 123L169 125H159L161 129H158L160 131L164 132H169V129L176 128V127H182L184 125H189V122H185ZM160 120V121H159ZM160 124H163L162 118L160 117L158 119ZM151 123V122H150ZM153 124H156V120L153 121ZM16 125L20 126H29L30 124L28 123H17ZM47 125V124H46ZM171 126V127H170ZM170 127V128H169ZM157 130V129H156ZM9 129H6L3 131V133L9 132ZM250 131V132H249ZM61 132V131H60ZM88 133V135H87ZM116 136H118V133H116ZM122 137V136H121ZM95 138V139H94ZM206 140V139H205ZM176 142H179V144H174ZM50 145L53 147H57V144H54L52 142H48ZM203 144H206L205 141L202 142ZM130 144V145H129ZM228 146V145H227ZM225 147V148H224ZM73 148V149H74ZM192 155V156H191ZM194 156V157H193ZM10 159V160H11ZM138 159V161H137ZM38 162V163H40ZM230 166V165H229ZM228 166V167H229ZM28 167H19L16 168L12 175L11 178L14 176H19L21 173V170H25ZM109 184V185H107ZM190 184H194V182H190ZM116 190V191H115ZM2 188L0 187V193H2ZM173 193H160L159 195H154V199H171V195ZM1 195V194H0ZM127 195V194H125ZM131 193L128 195L130 196ZM237 197V198H234ZM130 202H135L136 204H139L138 200L134 199H128ZM133 200V201H132ZM122 202H125L124 200H121ZM162 206V205H161ZM159 206V204L154 205L152 208L154 210H160L163 209L164 207ZM7 208V205L4 204L3 202L0 201V209H5ZM197 207H192L189 206L188 211H186L183 215L179 217V219H185L187 213L192 209H196ZM80 214L83 215L84 213L81 211L80 213H76L74 215ZM67 219V218H66ZM46 222H50V220H47ZM12 225V224H11ZM26 225H32V224H26ZM24 229V228H23ZM7 231V230H6ZM22 233L24 231H21ZM20 232V233H21ZM19 236V232L18 235Z\"/></svg>",
	"mask_w": 264,
	"mask_h": 264
},
{
	"label": "crops",
	"instance_id": "0c3cea01",
	"mask_svg": "<svg viewBox=\"0 0 264 264\" xmlns=\"http://www.w3.org/2000/svg\"><path fill=\"white\" fill-rule=\"evenodd\" d=\"M169 79V78H168ZM6 96H8V97H10L11 96V94H5ZM64 97V96H63ZM33 99H36V97H33L32 99H31V101L33 100ZM56 99L57 98H52V99H49L46 103L47 104H52V102L53 101H56ZM60 100H63L62 98H60ZM75 100V99H74ZM74 100H72V101H74ZM103 101V100H102ZM68 102H66V104H67ZM66 104H64V106L66 105ZM172 104H177V103H172ZM171 104V105H172ZM53 105V104H52ZM51 105H49V108L47 109V110H51V111H55V110H60V109H62L64 106H59L58 108H56V107H50ZM32 108H34L35 107V105H32L31 106ZM30 106H27V108L25 107V111L23 110V112H26L27 111V109L28 108H31ZM117 107H119V105H117ZM91 109H95V107H90V108H84V110L85 111H90ZM120 109V108H119ZM21 114H22V112H21ZM21 114H19V116L17 117V118H19V119H17V121L14 123V125H16L17 123H23V122H25V123H28V124H30V121L31 120H28V119H26V118H24L23 116H21ZM24 115H27V113L26 114H24ZM21 118V119H20ZM49 117H46L45 119H48ZM62 118H64V119H66L64 116L62 117ZM78 118V117H77ZM30 119H31V117H30ZM25 120V121H24ZM28 120V121H27ZM9 125V124H8ZM179 128V129H178ZM178 128H176V129H178V130H181L183 127H178ZM256 130H258V131H264L262 128H259V127H254ZM54 129H49L48 130V132L49 131H53ZM47 131V130H46ZM177 131V130H176ZM214 134H216V133H214ZM212 136H214V135H212L211 134V137ZM58 138H55L54 140H57ZM34 150V149H33ZM38 151V150H37ZM210 153H212V152H205V153H201L203 156L204 155H208V154H210ZM78 157H80V156H78ZM89 160H94V159H89ZM131 160H132V157H131ZM121 163H123V162H125V159H121ZM130 161V160H129ZM214 161H216V162H219V160L218 159H216V160H214ZM105 162H107V161H105ZM102 164H104L105 165V163L104 162H102ZM39 167H42L41 165L39 166ZM46 169H53V170H57V167H55V166H48V165H46ZM150 168V167H149ZM91 172L90 173H96L97 172V168L96 167H91ZM61 173H63V174H69V175H75V176H77L76 174H74V173H72V172H70V171H62ZM145 172H143V174H144ZM101 175V174H100ZM149 195V194H148ZM10 212V211H9ZM0 214H6V212L5 211H0Z\"/></svg>",
	"mask_w": 264,
	"mask_h": 264
}]
</instances>
